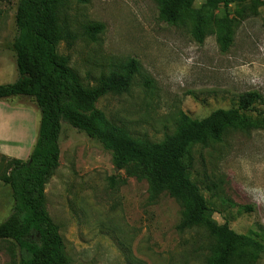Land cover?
Here are the masks:
<instances>
[{"label":"rangeland","instance_id":"374dc122","mask_svg":"<svg viewBox=\"0 0 264 264\" xmlns=\"http://www.w3.org/2000/svg\"><path fill=\"white\" fill-rule=\"evenodd\" d=\"M16 6L17 0H0L2 84L18 76L12 48ZM59 8V21L75 40L61 42L58 54L83 84L93 85L100 76L120 71L129 59L138 62L139 72L126 92L96 103L132 136L159 142L172 134L181 114L201 119L236 106L244 93L261 95L253 105L260 114L244 113L247 130L194 146L186 164L214 210L212 219L264 243L257 231L258 224L264 227V8L240 20L225 53L215 33L200 45L185 28L160 20L155 0H61ZM238 11L230 6L232 17L239 19ZM223 14L219 7L217 16ZM94 24L103 30L92 40L86 32ZM0 101L18 110L8 125L22 144L8 150L13 157L7 158L26 160L37 136L39 108L26 96ZM59 148V165L45 189V208L71 264L205 263L209 254L195 253L194 232L179 234L175 229L180 205L167 194L150 202L148 181L139 168L115 169L99 141L67 123H62ZM12 205L10 188L0 182V223ZM0 254V264L17 260L9 241H0ZM256 264H264V256Z\"/></svg>","mask_w":264,"mask_h":264},{"label":"trees","instance_id":"16d2710c","mask_svg":"<svg viewBox=\"0 0 264 264\" xmlns=\"http://www.w3.org/2000/svg\"><path fill=\"white\" fill-rule=\"evenodd\" d=\"M155 2L159 19L185 28L197 44L215 33L222 53L233 44L240 20L264 8V0ZM233 4L239 8V19L230 14ZM60 5L61 0H17L12 48L18 76L12 83L0 84V100L26 96L35 101L40 112L29 157L22 160L0 156V182L10 188L13 202L10 215L0 223V241L15 246L17 260L10 259L12 264H71L58 226L45 208L46 185L59 165L62 123L99 141L110 152L115 169L139 168L148 181L150 202L162 194L174 199L181 208L175 229L179 234L194 232L195 253L209 254L204 264H256L264 256V243L235 232L226 221L219 224L212 219L214 210L191 178L186 160L196 145L220 142L229 131L247 130L244 113L260 114L253 105L262 99L261 95L244 93L236 106L216 109L201 119L181 114L172 134L159 142L132 136L111 122L96 103L106 95L126 92L139 72L138 62L129 59L120 71L100 76L93 85L83 84L58 54L61 42L75 40L59 21ZM219 7L224 9L221 17L217 16ZM102 30L101 24L91 25L86 36L93 40ZM110 181L115 185L114 178ZM246 209L251 211L248 206ZM257 231L264 239V227L258 224Z\"/></svg>","mask_w":264,"mask_h":264},{"label":"crops","instance_id":"0c3cea01","mask_svg":"<svg viewBox=\"0 0 264 264\" xmlns=\"http://www.w3.org/2000/svg\"><path fill=\"white\" fill-rule=\"evenodd\" d=\"M2 84V83H0ZM2 101H0V154L13 157V155L8 153V150H18L21 147V139L16 135H11L12 130L10 126V118L13 117L11 114L16 110L14 107L2 106ZM25 134V133H24ZM23 134V139L25 135ZM9 145L11 147L9 148ZM0 254V258H1Z\"/></svg>","mask_w":264,"mask_h":264}]
</instances>
